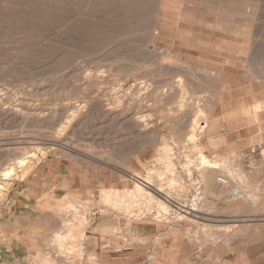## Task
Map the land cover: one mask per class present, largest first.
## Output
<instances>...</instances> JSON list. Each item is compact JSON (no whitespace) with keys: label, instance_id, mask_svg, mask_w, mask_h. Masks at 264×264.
<instances>
[{"label":"rangeland","instance_id":"1","mask_svg":"<svg viewBox=\"0 0 264 264\" xmlns=\"http://www.w3.org/2000/svg\"><path fill=\"white\" fill-rule=\"evenodd\" d=\"M263 78L264 0H0V170L45 152L25 177L0 178V249L17 247L22 264H110L100 241L126 247L129 226L153 223L150 239H190L231 251L236 264H264V104L253 109L264 103ZM196 118L208 126L198 130L202 138L174 142L189 137ZM168 144L235 173L219 180L225 189L215 180L211 193L196 174L178 179L169 197L149 186L178 211L157 217L156 201L148 212V199L136 197V183L145 182L133 173L147 178L162 168ZM51 159L55 169L37 176ZM236 184L241 198L233 197ZM107 188L128 194L125 204H141L143 214L108 208ZM198 196L212 197L209 214L189 209ZM73 203L77 217L68 213ZM105 217L113 234L101 238Z\"/></svg>","mask_w":264,"mask_h":264},{"label":"bare ground","instance_id":"2","mask_svg":"<svg viewBox=\"0 0 264 264\" xmlns=\"http://www.w3.org/2000/svg\"><path fill=\"white\" fill-rule=\"evenodd\" d=\"M240 1V0H239ZM247 1V0H246ZM234 2V1H233ZM222 3H224V1L222 2ZM235 3V2H234ZM250 3V2H249ZM225 4V3H224ZM224 4H222V5H224ZM232 4V3H231ZM246 4V3H245ZM251 4V3H250ZM253 4V3H252ZM165 5V4H164ZM226 5V4H225ZM228 5V4H227ZM241 5V4H240ZM232 6V5H231ZM242 7H243V4L241 5ZM241 7V8H242ZM230 8V7H229ZM231 8H233V7H231ZM252 7H250V9H251ZM219 9V8H218ZM217 9V10H218ZM220 9H222V8H220ZM235 9H237V8H235ZM214 10H216V9H214ZM247 10V9H246ZM229 11V10H228ZM235 11V10H234ZM251 11V10H250ZM223 12H224V10H223ZM226 12V11H225ZM229 12H231V11H229ZM253 12H254V10H253ZM213 13H214V11H213ZM218 13V12H217ZM249 13V12H248ZM233 14H235V13H233ZM239 14V13H238ZM222 15V14H221ZM241 15H242V13H241ZM244 15V14H243ZM245 15H247V13L245 14ZM225 16V15H224ZM233 16V15H232ZM257 16V15H256ZM218 17H219V15H218ZM224 19V18H223ZM253 19H255V18H253ZM220 20V19H219ZM219 20H217L218 22H219ZM243 21V20H242ZM252 21V20H251ZM250 21V22H251ZM253 22V21H252ZM216 23V22H215ZM222 23V22H221ZM224 23H225V21H224ZM233 23H236V22H233ZM219 24H220V22H219ZM248 24V23H247ZM222 25V24H221ZM224 25V24H223ZM223 25L222 26H220V25H218V26H220V27H223ZM226 25H228V23L227 24H225V27H226ZM229 26V25H228ZM227 26V27H228ZM253 26V25H252ZM224 28V27H223ZM235 28V27H234ZM236 28H238V27H236ZM236 28L234 29V31L233 32H236L237 30H236ZM220 29V28H219ZM225 29V28H224ZM223 29V30H224ZM227 29V28H226ZM229 29V28H228ZM231 29V28H230ZM249 29H250V27H249ZM236 30V31H235ZM241 30V29H240ZM229 31V30H228ZM226 32V31H225ZM241 32V31H240ZM242 32H244V34H245V31L244 30H242ZM241 32V33H242ZM251 33V32H250ZM249 32L247 33V34H250ZM155 34H157V33H155ZM155 34H154V36H155ZM237 34H239V32L237 31ZM256 35V34H255ZM241 36V35H240ZM247 36V35H246ZM254 36V35H253ZM234 37V36H233ZM249 37V36H248ZM236 38V37H235ZM256 38V37H255ZM153 41V40H152ZM246 43V42H245ZM253 46V45H252ZM252 46H250V47H252ZM160 55V54H159ZM170 59V58H169ZM174 61V60H173ZM158 62V61H157ZM171 62V61H170ZM173 63V62H172ZM172 63H171V65H172ZM248 63V62H247ZM163 64V63H162ZM168 64V63H167ZM176 64V63H175ZM178 64V63H177ZM169 65V64H168ZM179 65V64H178ZM167 66V65H166ZM184 66V65H183ZM180 67H182V66H180ZM186 68V67H185ZM164 69V68H163ZM172 70V69H171ZM176 70H178L177 68H176ZM186 69H183V71H185ZM195 70V69H194ZM199 70V69H198ZM167 71V70H166ZM169 71V70H168ZM178 71H180V70H178ZM178 71H176V72H178ZM182 71V70H181ZM187 71H189L188 69L186 70V72ZM191 72L193 71V70H190ZM189 71V72H190ZM172 73V72H171ZM180 72H178V74H179ZM182 73V72H181ZM194 73V72H193ZM188 74V73H187ZM183 75H185V73H183ZM188 76H190V75H188ZM191 76H192V78H193V74L191 73ZM261 77V76H260ZM263 77V76H262ZM184 80H185V77H182ZM194 78H195V76H194ZM262 79V78H261ZM260 80V79H259ZM263 80H264V78H263ZM182 81V80H181ZM186 81V80H185ZM199 82H200V80H198ZM221 81V80H220ZM176 82V81H175ZM189 82V81H188ZM188 82H187V84H188ZM225 82V81H224ZM224 82H223V84H222V86H221V88H220V90H222V87H224L225 85H224ZM135 83V82H134ZM143 83V82H142ZM178 84V83H177ZM179 84H181V83H179ZM185 84V83H184ZM137 85V84H136ZM142 85V84H141ZM183 85V84H182ZM191 84H189V86H190ZM218 85V84H217ZM138 86H139V84H138ZM143 86V85H142ZM187 86V85H186ZM189 86H188V88H189ZM141 87V86H140ZM175 87V86H174ZM178 87V86H177ZM180 87H182V86H180ZM185 89V88H184ZM138 90V89H137ZM143 90V89H142ZM146 90V89H145ZM187 90V89H186ZM182 91V90H181ZM184 91V90H183ZM194 91H195V89H194ZM140 92V91H139ZM174 93V92H173ZM187 93H189V92H187ZM178 94V93H177ZM183 94V93H182ZM217 94V93H216ZM171 95V94H170ZM180 95V94H179ZM194 95H195V93H194ZM220 95V94H219ZM186 96V95H185ZM215 97H216V95H214ZM183 95H182V97H181V99L180 100H178V108H177V110L178 111H182L183 110V108H184V100H183ZM215 97H213V98H215ZM218 98V97H217ZM219 100V99H218ZM221 101V100H220ZM217 102V101H216ZM258 102H261V101H258ZM204 103H205V101H204ZM264 103H255V105L253 106V109L255 110L256 109V111L257 110H261L262 108L261 107H263L262 105H263ZM207 105V104H206ZM215 105V104H214ZM209 107V106H208ZM211 107V106H210ZM204 108V107H203ZM264 108V107H263ZM198 109H200V108H198ZM253 109H252V112H253ZM200 112H202L203 114H204V112L202 111V110H199ZM207 111V110H206ZM255 111V112H256ZM208 112V111H207ZM201 113V114H202ZM210 113H211V111H210ZM259 114V113H258ZM260 115V114H259ZM209 114L208 113H205L204 115H203V117L205 118V123L206 124H209ZM257 116V115H256ZM256 118V117H255ZM176 120V119H175ZM174 120V121H175ZM177 120H178V118H177ZM180 122V121H179ZM177 123V122H176ZM64 125V124H63ZM146 126H147V124H146ZM203 129H202V131L200 130V133L201 132H203V130L205 129V127H208V126H201ZM200 126H199V123H198V119L196 118L194 121H193V125H192V127H191V130H190V132H189V137L186 139V138H184V137H182V135H180L178 138H175L176 139V141H174V142H179L180 143V145L181 144H183L184 143V141H191V142H197L199 139H201V138H199L198 137V130L201 128ZM144 128H146V127H144ZM180 128V127H179ZM178 128V129H179ZM65 130V129H64ZM177 130V129H176ZM61 131V130H60ZM175 133V132H174ZM173 141V140H172ZM143 142V141H142ZM145 143V142H144ZM166 143V142H165ZM199 143H200V141H199ZM171 144V143H170ZM178 144V143H177ZM71 145V144H70ZM169 145V144H168ZM38 146V145H37ZM36 146V147H37ZM40 146V145H39ZM172 146V145H171ZM175 146L177 147V145L175 144ZM182 146V145H181ZM184 146V145H183ZM182 146V147H183ZM35 147V148H36ZM42 147H40V149L39 150H36V151H34V152H30L31 154H29V155H27L26 157H24V158H19L20 160L19 161H17L16 163V165L14 164V165H12V166H9L8 168H6V169H4V170H0L1 171V173H0V178L3 180V182L2 183H5L6 181H8L10 178H12V177H21V178H23V177H25L30 171H32V167H33V163H34V161L38 158V154H41V155H43L42 153H45L44 151H42V149H41ZM49 148V147H48ZM48 148H46V149H48ZM52 148V147H51ZM74 148V147H73ZM197 148V147H196ZM38 149V148H37ZM46 149H44L43 148V150H46ZM76 149V148H75ZM26 150V149H25ZM29 150V149H28ZM51 149H48V152L50 151ZM77 150V149H76ZM198 150V149H197ZM31 151H32V149H31ZM161 151V153H160V158H159V161L162 163V164H164V166H162V168H164V170H165V172L164 171H161V169L162 168H150L149 170H148V173H149V175L148 176H145V177H147V178H144V177H141L140 176V174H138V173H133V175H134V177L135 178H137V180L138 179H142L144 182H145V184L144 183H142L141 182V180L139 181V183H136V185H135V187H134V193H136L135 195H136V197H137V195L138 196H141V197H145V198H147L148 199V203H149V209H148V212H151V211H149L150 210V207L152 208V203L153 202H155L156 201V204L157 205H155L154 206V208L156 207V206H158V211H157V217H159L162 213L164 214V213H167V212H169V209L170 208H172L173 209V211L175 210V211H177V209H175V208H173V207H171V205L170 204H168L169 203V201H168V203L166 202V201H164L163 199H162V197L160 198V197H158L157 195H155L152 191H150L149 190V186H153L154 188H155V190L157 191V193L159 192V193H163L164 195H166L167 197H169V194L171 195L172 194V192L174 191L175 192V190L177 191L178 189H177V185L179 184L180 185V183H177L178 181V179L180 180V181H182L184 178H186L187 180H190V182H191V180H193V178H194V175L196 174V176H198V178L203 182L202 184L204 185V188L208 191V192H210L209 190H210V186H211V184H213V182L215 181V180H217V181H219V180H222V179H224V177L225 176H228V175H230V172H232L231 170L232 169H230L229 168V164L228 165H225L224 163H221V165L218 163V162H216V161H211V160H209L208 159V157H207V155H205L204 153H199L198 152V157H197V160H198V162L196 161V160H193L192 158H191V156L185 151V150H182V149H180L179 147H177L176 148V150H175V148H172V147H170V145L169 146H166V147H164V149L163 150H160ZM24 152H26V151H24ZM84 152V151H83ZM81 153V152H80ZM24 154V153H23ZM28 154V153H27ZM26 155V154H25ZM263 155H264V151H263ZM194 161H196V162H194ZM158 162V161H157ZM222 162H223V160H222ZM226 164H227V162H226ZM144 165V164H143ZM145 166V165H144ZM148 166V165H147ZM147 166L145 167L146 169H148L147 168ZM131 169V168H130ZM163 170V169H162ZM137 172V171H136ZM234 173H235V171H233ZM232 172V173H233ZM131 176V175H130ZM177 178V179H176ZM234 178H235V176H234ZM134 180V179H133ZM236 179H234V181H235ZM184 181V180H183ZM233 181V182H234ZM186 182V181H185ZM184 182V183H185ZM220 183H221V186L220 187H224V189H225V186H223V181L221 182V181H219ZM141 183V184H140ZM228 183H230V182H228ZM235 183H237V181L235 182ZM219 184V183H218ZM3 185V184H2ZM181 185H183V183L181 182ZM227 185V184H226ZM230 185V184H229ZM202 186V185H201ZM213 186H214V184H213ZM216 186V185H215ZM235 186V185H234ZM4 187H5V184H4ZM184 186H182V188H183ZM187 187V186H186ZM189 187V186H188ZM231 187V186H230ZM1 188H2V186H1ZM181 188V187H180ZM233 188V187H232ZM133 189V188H132ZM184 189V188H183ZM224 189H223V191H224ZM230 189V188H229ZM129 190V189H128ZM181 190V189H180ZM211 190H212V188H211ZM233 190V194H234V196L233 197H237V198H241L242 196H243V194H244V191H243V188L240 186V184L239 185H237L236 184V186L234 187V189H232ZM127 191V190H126ZM133 191V190H132ZM203 191H204V189H203ZM231 191V190H230ZM2 192V191H1ZM225 192V191H224ZM129 193H131V191L129 192ZM211 193V192H210ZM226 193V192H225ZM230 193H232V192H230ZM204 194V193H203ZM128 195V194H127ZM127 195H125V193L124 192H122V191H120V190H118V189H114V188H107L106 190H105V195L104 196H102V197H104L103 198V200H104V202H105V204H106V206L108 207V206H110L111 207V209H116V210H118V209H121L122 210V208H123V206L125 205V209H126V211H127V213L128 214H131V215H133L134 216V214L138 211V208L140 207H136L137 205H141V204H137L135 207L133 206V208H131L132 206H130V205H127V204H125V200H126V202H127V198H126V196ZM131 195V194H130ZM130 195H129V197H130ZM160 195H162V194H160ZM173 195V194H172ZM232 195V194H231ZM163 196V195H162ZM202 196V195H201ZM211 196H213V195H211ZM222 196V195H221ZM245 196V195H244ZM136 197H134V198H136ZM194 197V196H193ZM246 197H248V196H246ZM253 197V196H252ZM126 198V199H125ZM134 198H132V200H134ZM137 198H139V197H137ZM171 198V197H170ZM244 198V197H243ZM125 199V200H124ZM129 199V198H128ZM167 199V198H166ZM242 200V199H241ZM141 200H139V202H140ZM145 201H146V199H145ZM239 201V200H238ZM136 202H137V200H136ZM141 202H143V201H141ZM193 202V203H192ZM192 202H191V205H190V210H192V211H194V212H198L199 214L201 213V212H206V213H210V209H211V206H212V197H208L207 199H202V198H200L199 196H198V198H195L194 200H192ZM228 202H230V201H228ZM232 202H233V200H232ZM235 202V201H234ZM239 202H241V201H239ZM91 203V202H90ZM103 203V202H102ZM128 203V202H127ZM146 203V202H145ZM144 203V204H145ZM236 203V202H235ZM243 203V202H242ZM249 203V202H248ZM94 204V203H93ZM104 204V205H105ZM155 204V203H154ZM247 204V203H246ZM87 205V204H86ZM86 205H85V207H86ZM143 205V204H142ZM152 205V206H151ZM242 206V204H239V203H236V204H233V206H236V207H238V206ZM71 207H70V210H69V215H76V217L78 216V214L81 212L80 211V208H78V207H80V206H78L77 204H71L70 205ZM93 206V205H92ZM182 206H184V205H182ZM241 206H240V208H241ZM84 207V206H83ZM142 207V206H141ZM245 207V206H244ZM88 208V207H87ZM109 208V207H108ZM154 208H152V209H154ZM210 208V209H209ZM239 208V207H238ZM124 209V208H123ZM141 209L143 210V208H140V212H143V211H141ZM151 209V210H152ZM156 209V208H155ZM180 209V208H179ZM178 209V210H179ZM181 209H182V207H181ZM207 209V210H206ZM234 209V208H233ZM237 209V208H236ZM84 210V209H83ZM86 210V209H85ZM147 210V209H146ZM125 211V210H124ZM180 211V210H179ZM147 212V213H148ZM178 212V211H177ZM182 212V211H181ZM67 213V214H68ZM84 213H85V211H84ZM123 214H125L124 212H122ZM138 213V212H137ZM86 214V213H85ZM87 214H91L90 212H88ZM128 214H126V215H128ZM139 214V213H138ZM141 214V213H140ZM140 214H139V216H140ZM143 214V213H142ZM141 214V215H142ZM146 214V213H145ZM186 214V213H185ZM84 215V214H83ZM83 215H81V216H83ZM130 215V216H131ZM138 216V215H137ZM182 216H184V215H182ZM182 216H181V218H182ZM198 216V215H197ZM201 216V215H200ZM212 216V215H211ZM84 218H85V216H83ZM82 217V218H83ZM156 217V218H157ZM199 217V216H198ZM162 218V217H161ZM164 218V217H163ZM132 219V218H131ZM142 219V218H141ZM82 220V219H81ZM86 219H84V221H85ZM157 220V219H156ZM191 220H193V219H191ZM136 221V220H135ZM140 221V220H139ZM145 221V220H144ZM209 221V220H208ZM82 222V221H81ZM89 222V221H88ZM134 222V221H133ZM206 222V221H205ZM84 224H85V222H83ZM83 225V224H82ZM81 225V226H82ZM87 225V224H86ZM82 228V227H81ZM80 228V229H81ZM84 229V228H83ZM83 232V231H82ZM79 235V234H78ZM83 235V234H82ZM81 235V236H82ZM81 236H79V237H81ZM227 236V235H226ZM58 238H60L61 236H57ZM82 239V238H81ZM249 239V238H248Z\"/></svg>","mask_w":264,"mask_h":264},{"label":"crops","instance_id":"3","mask_svg":"<svg viewBox=\"0 0 264 264\" xmlns=\"http://www.w3.org/2000/svg\"><path fill=\"white\" fill-rule=\"evenodd\" d=\"M56 166V162L52 159L44 161L38 169L37 176L45 178V175L55 169ZM106 220L105 217V220L100 221L97 225L99 231L95 233L96 236H101V238H103V235L112 236L113 228L107 225L108 220ZM157 229L158 225L153 223L134 224L129 226L128 229L129 236L134 239L130 245L116 248L107 245V240H104L100 241V247L103 251L107 250L106 253H109L110 259L108 262L110 264H236L231 260V251L222 254L217 250V245L212 247L207 245L198 246L190 239L184 241L176 237L172 238V236H169V238L163 236L158 240L150 239L153 233L158 231ZM137 238L144 239V242L140 244L142 240H136ZM57 240L58 242L63 240L62 236L57 237ZM100 247L98 246L97 251ZM19 254L17 247L5 245L0 249L2 264H22ZM90 256L92 258L93 254L91 253ZM101 260L103 261L104 258Z\"/></svg>","mask_w":264,"mask_h":264},{"label":"built area","instance_id":"4","mask_svg":"<svg viewBox=\"0 0 264 264\" xmlns=\"http://www.w3.org/2000/svg\"><path fill=\"white\" fill-rule=\"evenodd\" d=\"M8 203H9V200H8Z\"/></svg>","mask_w":264,"mask_h":264}]
</instances>
